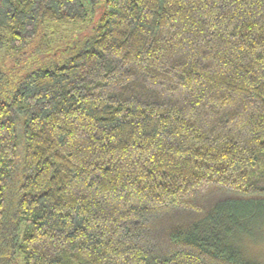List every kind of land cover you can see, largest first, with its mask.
I'll use <instances>...</instances> for the list:
<instances>
[{
	"label": "trees",
	"instance_id": "1",
	"mask_svg": "<svg viewBox=\"0 0 264 264\" xmlns=\"http://www.w3.org/2000/svg\"><path fill=\"white\" fill-rule=\"evenodd\" d=\"M263 222L264 0H0V264H261Z\"/></svg>",
	"mask_w": 264,
	"mask_h": 264
},
{
	"label": "rangeland",
	"instance_id": "2",
	"mask_svg": "<svg viewBox=\"0 0 264 264\" xmlns=\"http://www.w3.org/2000/svg\"><path fill=\"white\" fill-rule=\"evenodd\" d=\"M91 20H95V16L89 12V23L79 27H60L52 36L58 49V57L55 62L60 63L67 57L74 54L80 47L85 36L88 35V28L90 27ZM63 28V29H62ZM259 234L256 236L242 237L240 245L250 259L256 260L264 264V222L260 225Z\"/></svg>",
	"mask_w": 264,
	"mask_h": 264
}]
</instances>
